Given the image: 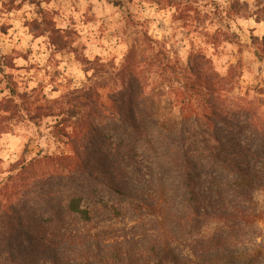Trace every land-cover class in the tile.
Returning a JSON list of instances; mask_svg holds the SVG:
<instances>
[{
	"label": "trees",
	"instance_id": "16d2710c",
	"mask_svg": "<svg viewBox=\"0 0 264 264\" xmlns=\"http://www.w3.org/2000/svg\"><path fill=\"white\" fill-rule=\"evenodd\" d=\"M156 42L142 32L114 86L25 108L36 121L69 106L55 127L79 161L39 152L7 171L0 264H264V103L234 95L204 54L181 67ZM5 106L0 136L16 116Z\"/></svg>",
	"mask_w": 264,
	"mask_h": 264
},
{
	"label": "rangeland",
	"instance_id": "374dc122",
	"mask_svg": "<svg viewBox=\"0 0 264 264\" xmlns=\"http://www.w3.org/2000/svg\"><path fill=\"white\" fill-rule=\"evenodd\" d=\"M142 32L157 41L154 52L179 59L181 67L189 55L204 54L234 95L248 93L264 103V0H0V113L8 104L16 115L0 136L1 182L14 165L20 169L39 152L75 157L60 134L62 125L55 127L69 106L36 121H28L25 108L55 106L85 85L114 86ZM141 80L152 86L161 81L154 75ZM161 87L154 97L166 112L169 95ZM74 110L81 113L79 107L69 109ZM82 147L86 141L78 148L84 153ZM84 154L92 163L100 160L99 153ZM96 177L102 195L106 180L99 170Z\"/></svg>",
	"mask_w": 264,
	"mask_h": 264
}]
</instances>
